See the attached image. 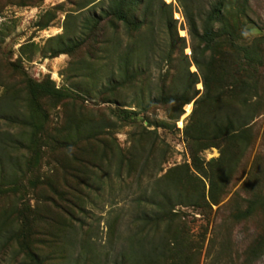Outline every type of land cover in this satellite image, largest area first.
Masks as SVG:
<instances>
[{
    "label": "rangeland",
    "instance_id": "1",
    "mask_svg": "<svg viewBox=\"0 0 264 264\" xmlns=\"http://www.w3.org/2000/svg\"><path fill=\"white\" fill-rule=\"evenodd\" d=\"M89 1L0 0V98L10 97L11 110L35 117L32 126L4 127L23 140V161H35L26 183H37L22 187L16 197L3 193L0 204L15 202L33 215L36 249L48 264H138V258L146 264L148 256L154 259L148 264H248L251 247L264 234V205L242 220L234 213L255 193L264 197V110L252 123L253 140L218 204L176 206L170 225H145L139 218L151 208L139 199L155 179L191 165L184 130L194 101L182 108L150 101L172 88L188 61L190 71H197L192 52L198 40L190 34L184 2L192 3L201 26L214 0H153L147 14L145 3L137 10L139 26L101 16L93 30L85 28V20L102 15L103 5L96 0L85 7ZM228 2L225 14L237 42L264 36V0H249V19L239 13L237 0ZM57 49L66 52L54 56ZM220 49L228 53L227 36ZM123 61L139 75L112 87L124 77ZM259 72L264 74V64ZM26 77L38 82L49 77L59 95L43 98L42 111H34L25 99ZM196 87L202 90V82ZM88 121L111 126L88 140L83 129ZM202 155L208 162L220 149L210 147ZM131 159L134 166L128 167ZM196 175L208 193L209 179ZM15 250L5 264L26 263ZM250 264H264V253Z\"/></svg>",
    "mask_w": 264,
    "mask_h": 264
},
{
    "label": "trees",
    "instance_id": "2",
    "mask_svg": "<svg viewBox=\"0 0 264 264\" xmlns=\"http://www.w3.org/2000/svg\"><path fill=\"white\" fill-rule=\"evenodd\" d=\"M94 2L96 0H90L85 7L90 4L95 5ZM98 2L103 5L102 15L90 14L85 20L87 29L93 30L99 24L101 16L123 21L128 27L139 26L141 21L138 22L137 10L144 3L145 14L153 8V0H99ZM248 3L249 0H237L239 13L249 19ZM184 4L188 12L190 34L193 39L198 40L192 52V62L197 67V71H190L188 61L183 70L177 74L172 88L154 97L150 105L178 103L182 108L186 103L194 101V109L184 130L192 162L191 165L184 163L169 169L164 175L155 179L151 191L143 194L144 199H139L151 205L149 211L139 217L145 221V225L162 221H167L170 225L173 216L177 215L175 208L179 205L195 206L202 203L211 208V204H218L227 192L240 160L253 140L252 123L264 110V74L259 72L260 65L264 64L262 48L264 36L256 37L246 44L237 42L234 30L225 14V10L230 6L228 0L212 1L209 11L202 18L201 26L199 16L191 7L192 3L185 1ZM170 20L174 21L172 16ZM222 36H227L228 40L229 51L226 55L222 54L220 49ZM62 52L66 50L57 49L54 51V56ZM14 65L16 66L15 63ZM128 66L127 61H123L120 69L124 77L112 87L124 86L139 75L130 72ZM26 78L25 99L27 105L34 111H42L43 98H53L60 93L49 77L40 82ZM198 82H202V90L197 89ZM9 99L10 97L0 98V198L3 193L9 191H11L10 195L16 197L22 187L27 189L37 186L32 179L29 184L26 183L27 179L29 180L30 170L35 167V161H23L20 155V150L24 146L23 140L4 127V123L9 126H32L35 117L33 113L24 115L11 110ZM181 113L182 111L177 117ZM110 126L111 124L105 121H88L83 128L88 132L86 139L96 138ZM148 132L157 134V130ZM63 141L65 142V139ZM215 146L220 149V155L206 162L202 152ZM127 166H134L133 159L128 160ZM196 172L209 179L208 193L205 182L200 179L202 182L200 184L197 181L199 177ZM143 174L144 170L137 173L139 179H142ZM262 205H264V197L255 193L248 199L245 209L240 207L235 209L234 218L236 220L249 218ZM35 223L33 215L21 208L18 203H12L11 207L0 204V264H5L9 250H15V247H17L15 250L17 256L24 255L26 260L24 264H48L36 249ZM168 252L166 245L163 244L161 254L167 257ZM263 253L264 234L251 247L246 262L250 264ZM141 261V258L136 260L138 264ZM153 261L154 259L148 256L146 264ZM118 264L125 262L122 260Z\"/></svg>",
    "mask_w": 264,
    "mask_h": 264
},
{
    "label": "bare ground",
    "instance_id": "3",
    "mask_svg": "<svg viewBox=\"0 0 264 264\" xmlns=\"http://www.w3.org/2000/svg\"><path fill=\"white\" fill-rule=\"evenodd\" d=\"M189 112H191V105L190 104L187 105V113L186 114H188Z\"/></svg>",
    "mask_w": 264,
    "mask_h": 264
}]
</instances>
